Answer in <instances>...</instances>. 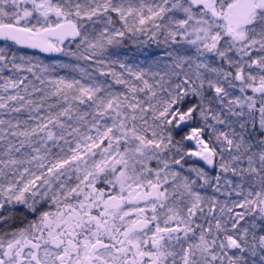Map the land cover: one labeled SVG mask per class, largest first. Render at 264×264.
<instances>
[{"label": "snow or ice", "instance_id": "6c2138e0", "mask_svg": "<svg viewBox=\"0 0 264 264\" xmlns=\"http://www.w3.org/2000/svg\"><path fill=\"white\" fill-rule=\"evenodd\" d=\"M0 41V264H264V0H0Z\"/></svg>", "mask_w": 264, "mask_h": 264}, {"label": "rangeland", "instance_id": "374dc122", "mask_svg": "<svg viewBox=\"0 0 264 264\" xmlns=\"http://www.w3.org/2000/svg\"><path fill=\"white\" fill-rule=\"evenodd\" d=\"M0 46H4V44H2ZM12 49H13V51H17L19 54H22V55L26 54V55L34 58V60L38 59L40 61H43L44 63L62 62V61L65 60V57H63L62 54L59 57L55 58V59H48V58L46 59L45 57H42L41 55H36V54H31V53L24 52V51L18 49L14 45H12Z\"/></svg>", "mask_w": 264, "mask_h": 264}, {"label": "water", "instance_id": "95a60500", "mask_svg": "<svg viewBox=\"0 0 264 264\" xmlns=\"http://www.w3.org/2000/svg\"><path fill=\"white\" fill-rule=\"evenodd\" d=\"M0 42H3V41H0ZM68 41H65V44L67 43ZM8 43H11V42H8ZM18 48L26 51V52H30V53H35V54H40V55H43V56H46V57H50V58H55L59 55V53H45V52H42L41 50L39 49H33V48H27V47H24V46H18L16 45Z\"/></svg>", "mask_w": 264, "mask_h": 264}, {"label": "trees", "instance_id": "16d2710c", "mask_svg": "<svg viewBox=\"0 0 264 264\" xmlns=\"http://www.w3.org/2000/svg\"><path fill=\"white\" fill-rule=\"evenodd\" d=\"M2 44H5V43H0V45H2ZM47 59V58H46Z\"/></svg>", "mask_w": 264, "mask_h": 264}]
</instances>
